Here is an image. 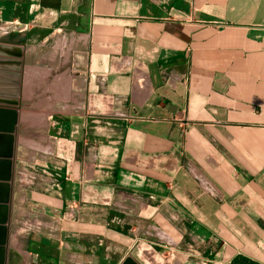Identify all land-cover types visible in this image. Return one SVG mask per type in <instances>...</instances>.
<instances>
[{
  "label": "crops",
  "instance_id": "1",
  "mask_svg": "<svg viewBox=\"0 0 264 264\" xmlns=\"http://www.w3.org/2000/svg\"><path fill=\"white\" fill-rule=\"evenodd\" d=\"M127 260L264 264V0H0V264Z\"/></svg>",
  "mask_w": 264,
  "mask_h": 264
},
{
  "label": "rangeland",
  "instance_id": "2",
  "mask_svg": "<svg viewBox=\"0 0 264 264\" xmlns=\"http://www.w3.org/2000/svg\"><path fill=\"white\" fill-rule=\"evenodd\" d=\"M30 171H34V168L33 167H31L30 165H24V164H22V166H20L19 167V169H18V174H19V177H20V179H22L23 181H24V184L25 183H27V181H29L30 179H31V176H30ZM17 173V172H16ZM18 174H16V176L18 175ZM42 214V213H41ZM38 217H40L41 218V221L43 220V218H48L47 216H40V215H38ZM37 218V217H36ZM49 220V218L46 220V221H48ZM51 221H53L52 219H51ZM37 227V228H36ZM36 229H39V230H43L42 229V225H36ZM25 229L27 230V231H31L32 229L29 227V225L28 226H26L25 227ZM27 231H24V235H26V232ZM22 239V238H21ZM24 239H22V243L21 244H25L24 243ZM159 248V247H158ZM117 256H119V254H117ZM123 255L121 254V256L120 257H122Z\"/></svg>",
  "mask_w": 264,
  "mask_h": 264
},
{
  "label": "water",
  "instance_id": "3",
  "mask_svg": "<svg viewBox=\"0 0 264 264\" xmlns=\"http://www.w3.org/2000/svg\"><path fill=\"white\" fill-rule=\"evenodd\" d=\"M129 261H130V260H127L125 264H130V262H129Z\"/></svg>",
  "mask_w": 264,
  "mask_h": 264
}]
</instances>
